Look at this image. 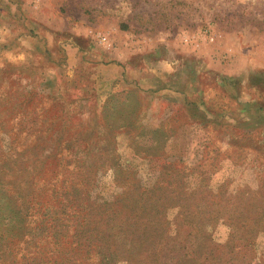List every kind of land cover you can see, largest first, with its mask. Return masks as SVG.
Returning a JSON list of instances; mask_svg holds the SVG:
<instances>
[{
  "label": "rangeland",
  "instance_id": "1",
  "mask_svg": "<svg viewBox=\"0 0 264 264\" xmlns=\"http://www.w3.org/2000/svg\"><path fill=\"white\" fill-rule=\"evenodd\" d=\"M135 1L95 80L0 6V264H264V0Z\"/></svg>",
  "mask_w": 264,
  "mask_h": 264
},
{
  "label": "crops",
  "instance_id": "2",
  "mask_svg": "<svg viewBox=\"0 0 264 264\" xmlns=\"http://www.w3.org/2000/svg\"><path fill=\"white\" fill-rule=\"evenodd\" d=\"M99 1L100 0H20V2L15 3L13 0H1L0 6L2 10L6 11L8 14L11 12L12 8L17 10L22 18L30 14L29 20L27 18L24 19H27V26H29L31 30H34V34H37L33 41L40 45V49L38 50L40 52L44 50L45 45L51 46L53 38L56 37V35L62 34L59 30H63V28L59 25L58 20L66 22V28L70 35L66 41L61 40L60 43L63 46V42L68 45V51L66 52L67 58L70 52L71 54H75L76 52L80 55H85L87 66L89 65V67H91L94 66V63H97L96 67L93 68L94 72L92 71L95 76L94 80L98 78L104 79L105 76L110 77L112 76L111 72H113L114 79L120 78L124 74L123 67L126 66V64L122 61L123 57L117 49L115 50V57L109 59V53L104 49L106 47L98 45L99 40L97 36L101 33H99L100 28L97 24V20L109 19V21H111V18H113V20L116 21L118 18H114L115 16H129L132 20L135 16L132 14H136L135 8L137 7V2L135 0H117L118 2L114 5L111 15H108L105 14V12L108 11V6L104 7V5L97 3ZM123 5H128L129 13L123 10ZM73 10H76L77 13ZM87 10L89 12H87ZM55 23L60 27L56 28ZM119 33L121 32L119 31ZM83 41H85V43H83ZM58 50L61 49H57L56 51ZM93 51H97V53ZM55 54L58 53H50V58L57 56ZM70 60L71 59H69V62ZM70 63L72 65V62ZM90 77L93 78V76Z\"/></svg>",
  "mask_w": 264,
  "mask_h": 264
},
{
  "label": "built area",
  "instance_id": "3",
  "mask_svg": "<svg viewBox=\"0 0 264 264\" xmlns=\"http://www.w3.org/2000/svg\"><path fill=\"white\" fill-rule=\"evenodd\" d=\"M98 40H99L100 43L103 44V45H106L107 42H108L107 38H105V37H100V38H98Z\"/></svg>",
  "mask_w": 264,
  "mask_h": 264
},
{
  "label": "trees",
  "instance_id": "4",
  "mask_svg": "<svg viewBox=\"0 0 264 264\" xmlns=\"http://www.w3.org/2000/svg\"><path fill=\"white\" fill-rule=\"evenodd\" d=\"M226 84H228V83L226 82L225 85H226ZM229 85H231V84H229ZM144 193H146V192H144Z\"/></svg>",
  "mask_w": 264,
  "mask_h": 264
}]
</instances>
